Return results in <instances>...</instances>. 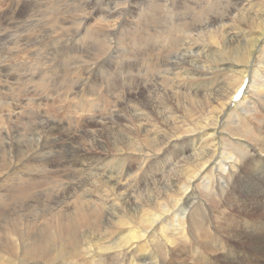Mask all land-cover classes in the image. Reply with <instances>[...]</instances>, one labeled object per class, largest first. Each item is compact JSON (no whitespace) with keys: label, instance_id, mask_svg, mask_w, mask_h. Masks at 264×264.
Segmentation results:
<instances>
[{"label":"bare ground","instance_id":"bare-ground-1","mask_svg":"<svg viewBox=\"0 0 264 264\" xmlns=\"http://www.w3.org/2000/svg\"><path fill=\"white\" fill-rule=\"evenodd\" d=\"M19 2L24 12L36 10L34 0ZM83 2L91 10L79 27L99 14L94 29L79 38L69 30L58 36L65 22L47 3L44 22L56 39L44 29L38 36L42 45L53 41L50 49L24 57L39 41L32 51L34 38L21 36L23 57H0V215L16 216L7 223L12 227L29 215L22 233L0 227V264H109L112 257L139 264L130 257L145 254L156 231L165 264H264V0ZM5 8L11 14L7 21L0 14V34L29 30L31 14L25 17L16 2L0 5V13ZM18 13L22 23L13 20ZM126 17L136 21L127 42ZM110 32L116 36L98 46L96 39ZM64 62L82 68L70 89L62 75H42ZM72 88L82 92L78 105ZM17 96L26 102L16 99L12 112L8 100ZM117 104L123 107L116 110ZM32 110L60 125L36 114L29 127L18 120ZM46 130L53 132L49 138L42 136ZM219 245L229 252H216ZM236 252L237 258L229 256ZM147 264L160 263L155 256Z\"/></svg>","mask_w":264,"mask_h":264},{"label":"rangeland","instance_id":"rangeland-1","mask_svg":"<svg viewBox=\"0 0 264 264\" xmlns=\"http://www.w3.org/2000/svg\"><path fill=\"white\" fill-rule=\"evenodd\" d=\"M21 1V0H20ZM35 2H36V10L35 11H33V9H32V7L30 6V10H28V11H23V5L19 2V0H13V1H10V0H0V5H3V6H7V4H10V5H13L15 2H16V4H18V6H19V9H21L23 12H24V16L25 17H27L28 16V14H31V15H29L30 17H32L33 18V20L30 22V21H28V28H29V30H27V31H25V32H23V33H17V34H15V35H12V34H10L9 32H5V31H3L1 34H0V57H6L7 59H10V57L12 56V57H16L17 58V56H18V54H20L19 56H21V57H23V55H22V53L20 52L19 53V49L22 47L23 48V45H22V43L24 42V40H23V36H26V38L29 40H31V39H33L32 41H30L31 43H34L33 44V46L30 48V50H35V43H37V41H39L38 43H37V45H36V49H37V51L36 52H33V53H29L28 55H25L24 57H29V58H33V57H37V55H44V53H46L49 49H50V47L52 46V44H53V41H48L46 44H44V45H42V41L40 40V36H38V33H40L43 29L44 30H46V33H47V36L48 37H51V38H53V39H56V37H55V35H53L51 32H50V30L48 29V27H46V24H45V22H44V16H45V14H46V12L48 11V6H49V4H47V3H52L53 5H55V8H56V11L59 13H57L56 12V16H58V17H61L62 19H61V21L63 20V24H64V22H65V24L63 25V28H62V30H60L59 31V34H58V36L61 34V36H63V34H66L67 32V35H70V36H72V39L73 38H79L80 36H82L83 34H84V32L86 31V32H89L91 29H94L95 28V26H98V23L96 22V19L99 17V14H96L93 18H91V19H89V21H87L86 23H85V26L84 27H79V25H80V17H81V15L82 14H85V13H87L88 11H90L91 10V8H90V5H86L83 1L84 0H34ZM68 1V2H67ZM73 1V2H72ZM112 1H114L115 2V0H103V3L105 4H110ZM46 2V3H45ZM78 2V3H77ZM6 3V4H5ZM61 3V8L59 7V4ZM64 3H66V4H64ZM75 3V4H74ZM40 4V5H39ZM67 4H68V7H67ZM80 4V5H79ZM43 5V6H42ZM46 5V6H45ZM75 5V6H74ZM85 5V6H84ZM130 5L132 6L133 4L130 2ZM66 6V7H65ZM82 6L84 7V9L82 8ZM44 7H45V9H44ZM86 7V8H85ZM67 8V9H66ZM81 8H82V10H81ZM62 9H63V11H62ZM10 9L9 8H5L3 11H2V13H0V14H5V19H6V21H7V18L9 17L8 15H6V14H11V10L9 11ZM88 10V11H87ZM45 11V12H44ZM68 11H69V13H68ZM76 11V12H75ZM78 11V12H77ZM83 11H85V12H83ZM35 12V13H34ZM80 12V13H79ZM27 13V14H26ZM19 14H21V13H18V14H16V16H14V18H13V20L16 22V23H22L23 21H22V19L19 17L20 15ZM78 14V15H77ZM27 15V16H26ZM77 15V16H76ZM65 16H66V18H65ZM74 16H75V18H74ZM78 17V18H77ZM89 17H91V15L89 16ZM127 18V20H128V22L126 23L128 26L126 27V29H127V31H126V34H125V40H126V42H127V38L128 37H130L131 36V30H132V27H135V23H136V21L134 20V17H126ZM67 19H69V20H67ZM71 19V20H70ZM76 19V20H75ZM78 19V20H77ZM21 20V21H20ZM65 20V21H64ZM70 21V22H69ZM131 21V22H130ZM135 21V22H134ZM69 22V23H68ZM74 22V23H73ZM107 22H109V20L107 21ZM107 22H105V23H107ZM32 25H30V24ZM68 23V24H67ZM92 23H94V24H92ZM97 23V24H96ZM33 24H35V26L33 25ZM38 24V25H37ZM5 26V23H3L2 24V26L1 27H3L4 28V26ZM71 25H72V27H71ZM76 25H77V27H76ZM93 25V26H92ZM30 26V27H29ZM68 26V27H67ZM74 26V27H73ZM81 26V25H80ZM31 27H35V29L33 28V29H31L30 30V28ZM71 29H74V31L73 30H71ZM87 27V28H86ZM68 28V29H67ZM110 27L108 26V29H109ZM131 28V29H130ZM34 30V31H33ZM67 30H69V31H67ZM109 30H111V29H109ZM65 31H67L66 33H64ZM69 32H71V33H69ZM74 32V33H73ZM82 32V33H81ZM20 34V35H19ZM71 34H74V35H71ZM79 34V35H78ZM94 34H96V33H94ZM113 34V32L111 33H108V35H106V36H102V37H100V38H97L96 40H97V44H98V46H102L103 45V41H105V42H110V40H112V37L110 36V35H112ZM114 36H116V34H113ZM18 36V37H17ZM22 36V37H21ZM77 36V37H76ZM105 37V38H104ZM10 38V39H9ZM102 38V39H101ZM109 38V39H108ZM196 38H198V37H196ZM195 38V39H196ZM4 39V40H3ZM14 39V40H13ZM19 39V40H18ZM66 38L64 37L63 38V40H65ZM101 41H100V40ZM104 39V40H103ZM3 42H2V41ZM197 40V39H196ZM11 42V43H9V42ZM55 41V40H54ZM195 41V40H194ZM91 42V41H90ZM196 42V41H195ZM199 42H200V40L199 41H197L196 43H198L199 44ZM93 43H94V40H93ZM93 43H90V45H89V47H91L92 45H93ZM102 43V44H101ZM201 43V42H200ZM6 44V45H5ZM202 44V43H201ZM94 45H96L95 43H94ZM200 45V44H199ZM4 48H3V47ZM6 46V47H5ZM12 47V48H11ZM14 49V50H13ZM17 50V51H16ZM42 50H43V52H42ZM4 51V52H3ZM14 51V52H13ZM41 51V52H40ZM38 52V53H37ZM17 53V54H16ZM62 59L63 58V56H62V54H59V53H57L56 54V56H55V58L56 59H58L57 61H59L60 60V58ZM203 58V59H202ZM116 59H117V57H116ZM201 59L203 60V61H205V62H208L209 63V59H210V57H204V56H202L201 57ZM205 59H207V60H205ZM117 61H118V59H117ZM199 65H203V64H201V63H198ZM1 66L3 65V63H1L0 64ZM75 65V63L74 64H72L71 65V67H69V69H68V65L64 62V64H62V65H54L53 67H51V68H48V69H45V71H42V75H43V72H45L47 75V78L48 79H54V80H57V78H58V75H62L61 76V81H62V84H63V86H68L69 87V89L73 86V81H75V80H78L79 78H77L78 76H81L80 75V73H79V70H82V68L80 69L79 67L77 68V69H75L74 68V70H72V66H74ZM98 65H100L102 68L103 67H106V63L104 62V61H100V63L98 62ZM65 66V67H64ZM93 67H96V65H94L93 64V66H91L90 67V70L88 69V68H86L85 70L86 71H88V72H86V71H84V74L85 75H83L84 77L86 76V75H88V74H90V71H91V69L93 68ZM101 68V69H102ZM57 69V70H56ZM59 69H60V71L61 72H59ZM63 70V71H62ZM76 70H78V71H76ZM38 72L39 70L38 69H34L32 72ZM70 71V72H69ZM73 72H76V75H72L73 74ZM49 73V74H48ZM79 73V74H78ZM88 73V74H87ZM51 74V75H50ZM54 75V76H53ZM112 75H114V73L112 74ZM30 76V75H29ZM29 76H25L24 77V79H23V81H25V79L27 78H31V76L29 77ZM51 76V77H50ZM54 77V78H53ZM73 77V78H72ZM63 78V79H62ZM76 78V79H75ZM36 79V78H35ZM83 79L82 80H79L77 83H76V88H79L80 86H82V83H83ZM67 82H69V84H67ZM72 83V84H71ZM246 85H247V83H246ZM14 86H16L17 87V89H19V87H20V89L22 88V85L20 84V86H18V85H14ZM13 85L12 86H10V88H12V87H14ZM5 87L6 88H8V86L7 85H5ZM76 88L75 89H71V93H70V98H72L73 96V98H76V99H74L73 101H72V104L73 105H78L80 102H82L83 101V98H81V96H82V92H80V93H74V91H76ZM82 89V88H81ZM207 89V88H206ZM73 90V91H72ZM76 94V95H75ZM21 98V100L25 103L26 102V96L23 98V97H21V96H17V98L16 97H12V98H10L9 100H8V102H10L11 103V107L12 108H10L9 107V110L10 111H12V112H15V110H17V106H12V104H14L15 102H16V99H20ZM72 98V99H73ZM1 99V98H0ZM61 99V97L60 96H58V98L56 99L55 98V100H60ZM79 99H81V100H79ZM25 100V101H24ZM49 100V99H48ZM53 100V99H52ZM45 101H47V100H45ZM50 101H51V99H50ZM50 101L48 102V105H51V103H50ZM66 101V100H65ZM80 101V102H79ZM53 107V109L51 108V110H52V112H56L58 115H61V113L62 112H60V111H57L55 108H54V106H52ZM123 106H122V104H117L116 105V110L119 108H122ZM63 108V107H62ZM15 109V110H14ZM76 110V109H75ZM33 112V113H32ZM32 114L31 113H29L28 111H27V113H28V115H26V114H22V115H25V117L24 116H22V115H20L21 117H22V119H20L19 118V116L17 117L18 118V120L20 121V122H25V123H27V126L29 127V122H28V119H31L32 118V116H33V118L35 119L38 115H40L41 117V119H43L44 121H46L47 122V124L49 123V125L50 126H52V127H55V128H57L59 125H60V123H58L59 121H57V120H55V119H53V118H49L48 117V114L47 113H43L42 112V110H39V111H34V110H32ZM33 114H36V117H35V115H33ZM5 116V115H4ZM27 116V117H26ZM49 116H51L50 114H49ZM26 118V119H25ZM49 119V120H48ZM52 119H53V121H52ZM25 120V121H24ZM22 126H25V125H22ZM27 126H25V127H27ZM28 127H27V129H28ZM34 127V126H33ZM36 127H37V125H36ZM36 127H34V128H36ZM22 129V131H25L23 128H21ZM36 129H39V127H37ZM44 129H46V128H44ZM48 130H46V131H44L43 132V134H42V136H48V135H50V133H53L52 131H49V132H47ZM58 131H60V130H58ZM58 131H56V132H58ZM49 133V134H48ZM45 134V135H44ZM59 135H62V133L60 134V133H58ZM62 136H66V134L64 133V135H62ZM47 138H49V136L47 137ZM15 150V149H14ZM9 153H13L12 152V149H9ZM82 176V177H81ZM80 176V178L82 179V182L84 183V184H86V182H88L89 181V179H88V176L87 175H85V174H82ZM76 180H78V179H76ZM74 182H76V181H74ZM35 200L33 199V200H31V202L32 203H35L34 202ZM44 201H45V203H46V205H48V203H49V199H47V198H44ZM17 207H18V205H17ZM23 208V209H22ZM22 208H19L20 210L18 211L19 212V214L21 215L23 212H24V207H22ZM43 208H40V210H39V214L37 215V217H38V219H41V216H42V214L40 213V212H42L43 213ZM40 215V216H39ZM107 215H109V212L108 213H104L103 214V216L104 217H106ZM11 216H13V217H11ZM10 216V214H8V213H3L2 214V216L0 215V227H2V228H5L6 229V227L8 228V229H10V228H13V227H16L17 229H18V231L20 230V233H22V231H24L25 230V227H26V230L28 229V226H29V224H28V217H29V215L28 216H26L25 218L23 217V221H21V219H20V221L21 222H23L21 225H15V226H13L12 227V225L10 226V224H7V223H9L11 220H13V219H15L16 218V216H14V215H11ZM4 217H5V219H4ZM11 219V220H10ZM26 220V221H25ZM130 223H132L133 221H131V220H128ZM209 220H207L206 222L204 221V223H205V225L206 226H209L210 225V223L208 222ZM2 222V223H1ZM216 222H217V217L215 218V224H216ZM209 223V224H208ZM57 226H58V223H55ZM23 226V227H22ZM101 228H103V231L104 232H106L107 230H106V228H105V223H103V225H99ZM85 228V231H88V228L87 227H84ZM87 228V229H86ZM4 229V230H5ZM25 230V231H26ZM53 230H55V228H53L52 227V229H51V232H53V233H55L56 231H53ZM81 230H82V238H84V239H82V238H80L82 241H83V243H84V240H85V237H84V229H83V227L81 228ZM159 232L160 231H156L155 232V234H154V236L152 237L153 238V240H154V242H152L150 245H148L147 247H146V251H144V250H142V252L143 253H145V254H139L138 252H136L135 254H134V256H131L130 258H132V261L133 262H138L139 264H141V262L143 261L145 264H147L148 263V261H150V259L151 258H153V257H158V259H159V263L160 264H165V260L167 259L168 260V256L165 258V255L163 254V252H164V243H162V242H160V238L158 237L159 236ZM125 234V232H123V234H122V236ZM114 235H112V237H113ZM0 237H1V235H0ZM17 238V236H15V235H12L11 236V239H15V238ZM106 237L108 238L109 237V233H106ZM18 240V239H17ZM16 242H18V241H16ZM160 242V243H159ZM154 243V244H153ZM85 244H86V242H85ZM153 244V245H152ZM161 245H163L164 247H159V246H161ZM86 247H87V244H86ZM152 247V248H151ZM159 247V248H158ZM220 247V248H219ZM219 247H217L216 246V248H215V250H216V252H220V253H222L223 255L225 254V253H228L229 251H228V249H226L225 247H223V246H221V245H219ZM263 249H264V244H263ZM156 249V250H155ZM168 249H169V247H166L165 248V251H166V253H167V251H168ZM221 249V250H220ZM149 250V251H148ZM162 250H163V252H162ZM242 250H243V253H245L246 255H248L247 254V249H246V245H243L242 246ZM228 251V252H227ZM17 253H18V255L13 259V262L15 263V260H18V259H20L19 257L21 256V253H20V251L18 250L17 251ZM239 253L238 252H236V253H233L232 255H229V256H233L234 258H237ZM109 256H111L112 257V254H108ZM164 256V258H162L163 256ZM222 255V256H223ZM149 256V257H148ZM149 258V260H148V258ZM160 257V258H159ZM210 257H214V255L213 256H210ZM86 258V257H85ZM115 257H112V259H113V261L112 262H109V264H121V262L119 261V260H115L114 259ZM87 260H88V258H86ZM138 259V260H137ZM163 261H162V260ZM218 261H220V260H218ZM238 261H242L241 260V258L238 260ZM162 262V263H161ZM164 262V263H163ZM129 263V258H127L125 261H124V263L123 264H128ZM219 263H221V262H219ZM18 264H19V260H18ZM166 264H168V263H166ZM235 264V263H234Z\"/></svg>","mask_w":264,"mask_h":264}]
</instances>
